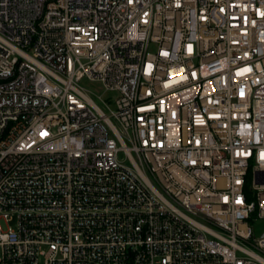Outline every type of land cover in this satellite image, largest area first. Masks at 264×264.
<instances>
[{
    "label": "built area",
    "instance_id": "built-area-1",
    "mask_svg": "<svg viewBox=\"0 0 264 264\" xmlns=\"http://www.w3.org/2000/svg\"><path fill=\"white\" fill-rule=\"evenodd\" d=\"M259 224L264 0H0V264H264Z\"/></svg>",
    "mask_w": 264,
    "mask_h": 264
},
{
    "label": "rangeland",
    "instance_id": "rangeland-1",
    "mask_svg": "<svg viewBox=\"0 0 264 264\" xmlns=\"http://www.w3.org/2000/svg\"><path fill=\"white\" fill-rule=\"evenodd\" d=\"M84 85H85V82L83 83ZM89 86V88H91V89H97V85H88ZM264 230V224H259V225H256V235H260V233L262 232Z\"/></svg>",
    "mask_w": 264,
    "mask_h": 264
}]
</instances>
